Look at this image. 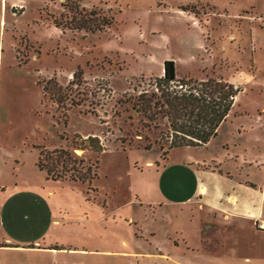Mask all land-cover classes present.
<instances>
[{"label": "rangeland", "instance_id": "rangeland-1", "mask_svg": "<svg viewBox=\"0 0 264 264\" xmlns=\"http://www.w3.org/2000/svg\"><path fill=\"white\" fill-rule=\"evenodd\" d=\"M90 10L110 21L67 26ZM169 54L178 75L238 85L204 142L169 145L167 121L132 105ZM262 181L264 0H0V264H130L111 252L159 242L184 264H264V228L210 206Z\"/></svg>", "mask_w": 264, "mask_h": 264}, {"label": "trees", "instance_id": "trees-1", "mask_svg": "<svg viewBox=\"0 0 264 264\" xmlns=\"http://www.w3.org/2000/svg\"><path fill=\"white\" fill-rule=\"evenodd\" d=\"M181 6L192 8L193 3ZM95 12L96 10H90L86 15H71L66 24L71 28L99 29L110 21L103 15L99 19L96 18ZM52 21L61 28L65 24L55 17ZM81 71L79 67L73 69L69 81L79 83L82 78ZM148 83V87L141 88L133 97L132 105L141 111L148 121L157 117L167 121L163 134L169 145L206 141L216 132V126L225 117L238 89V85L221 75H177L172 57L162 59L161 73L153 75ZM42 88L57 102L64 97L59 91V85L51 76L42 84ZM81 138L88 140V144L94 148L100 147L95 134H87ZM62 150L66 152L65 148ZM37 164L42 168L39 159Z\"/></svg>", "mask_w": 264, "mask_h": 264}, {"label": "crops", "instance_id": "crops-1", "mask_svg": "<svg viewBox=\"0 0 264 264\" xmlns=\"http://www.w3.org/2000/svg\"><path fill=\"white\" fill-rule=\"evenodd\" d=\"M177 8L182 13L184 12H186L187 14L190 13V11L187 10V8H180V7H177ZM195 24H196L195 25L196 27H199V30H202V26L200 24L199 25L197 23ZM196 41L198 44H200L202 40L197 39ZM169 56L173 57L174 65H175V73L178 75L177 70H176V65H177L176 62L178 61L179 58L173 54H169ZM252 60L253 62L257 60L256 55L253 54ZM161 71H162V68L160 71L157 72V74L161 73ZM248 187L250 188L251 194H253V196H250L249 198H241L240 201L237 202V197L235 193L226 191L225 193H223L222 196H218L217 200H214V199L211 200L210 206L218 209L221 212L222 216L224 217H227L228 214L233 215L234 213H236L237 215L251 217L255 219L256 217H258L260 213H264V207L260 206V203H259L260 197H261L260 198L261 201L264 202V181L259 182L258 184L255 182H251L249 183ZM199 188H202L204 191L206 190V187L203 184H201ZM192 194L193 192L190 191L189 193L182 195L181 196L182 199H180L179 201L181 202L186 201L192 196ZM127 219L131 222L138 221V219L135 218V216H133V214L131 213L127 215ZM42 247L44 248V247H53V246L44 245ZM35 248H40V246H36ZM113 252H116L117 254L120 253L122 255H127V258L130 260V264L133 260L135 263L136 262L139 263L140 261H143V260L146 261V258L148 257L170 260L174 264H184L183 260L173 257L171 255V248L169 247L168 243H165V244H161L160 242L152 243L151 245L145 246V247L134 245V246L122 248L119 250L114 249L111 253ZM131 257H132V260H131Z\"/></svg>", "mask_w": 264, "mask_h": 264}, {"label": "built area", "instance_id": "built-area-1", "mask_svg": "<svg viewBox=\"0 0 264 264\" xmlns=\"http://www.w3.org/2000/svg\"><path fill=\"white\" fill-rule=\"evenodd\" d=\"M254 223L258 226V227H263L264 228V217H256L254 219Z\"/></svg>", "mask_w": 264, "mask_h": 264}]
</instances>
